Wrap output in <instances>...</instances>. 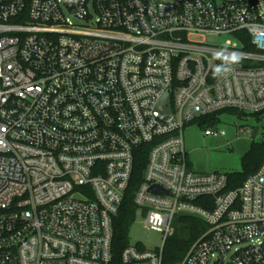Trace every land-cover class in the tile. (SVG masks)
<instances>
[{
	"label": "built area",
	"instance_id": "built-area-1",
	"mask_svg": "<svg viewBox=\"0 0 264 264\" xmlns=\"http://www.w3.org/2000/svg\"><path fill=\"white\" fill-rule=\"evenodd\" d=\"M220 52L243 58L217 77ZM228 110L264 113V0H0V264H114L142 148L133 226L162 244L120 264H164L183 215L207 228L177 264H264V162L227 190L188 161L185 127Z\"/></svg>",
	"mask_w": 264,
	"mask_h": 264
},
{
	"label": "trees",
	"instance_id": "trees-1",
	"mask_svg": "<svg viewBox=\"0 0 264 264\" xmlns=\"http://www.w3.org/2000/svg\"><path fill=\"white\" fill-rule=\"evenodd\" d=\"M245 50L251 53H255L256 50L249 43V37L244 34ZM235 113L246 117L248 119H255L259 123L264 121V113L247 115L236 110L220 111L211 116H205L199 118L193 124H197L202 128L218 127L221 123V115L224 113ZM148 162L147 148H142L136 153L134 172L131 182V187L127 193L125 202L119 215L115 218L114 232H115V263L120 264V254L123 248L129 243L130 231L135 221L136 207L133 204V198L136 189L143 180L146 166ZM264 162V134L260 141H254L250 150L242 158V171L228 175L227 190L238 189L243 182L251 175L255 174L262 163ZM209 203V199H199L196 204L206 205ZM180 224L179 231L175 232V235L170 238L164 250V264H177L187 254L192 244L199 238V236L206 230L207 226L204 222L198 218L183 215L178 218Z\"/></svg>",
	"mask_w": 264,
	"mask_h": 264
},
{
	"label": "rangeland",
	"instance_id": "rangeland-1",
	"mask_svg": "<svg viewBox=\"0 0 264 264\" xmlns=\"http://www.w3.org/2000/svg\"><path fill=\"white\" fill-rule=\"evenodd\" d=\"M202 40V38H195ZM232 40L230 36L209 37L207 42L211 45L226 46V41ZM219 130L226 131L225 137H207L204 128L197 124L187 125L184 129L185 148L188 153L189 165L193 171L199 173H225L233 174L242 171V158L250 150L254 141H260L264 132V121L259 123L255 119H248L235 113H224L220 117ZM260 128L256 139L252 133L240 134V129ZM180 224H175L179 231ZM132 242L143 241L147 246L155 247L162 244L159 233L144 229L141 223L135 224L130 231Z\"/></svg>",
	"mask_w": 264,
	"mask_h": 264
},
{
	"label": "clouds",
	"instance_id": "clouds-1",
	"mask_svg": "<svg viewBox=\"0 0 264 264\" xmlns=\"http://www.w3.org/2000/svg\"><path fill=\"white\" fill-rule=\"evenodd\" d=\"M217 59H221L222 63L215 67L214 75L217 77L226 75L227 73L233 71V66L238 65L243 58L242 53L232 52L225 55L223 52L216 54Z\"/></svg>",
	"mask_w": 264,
	"mask_h": 264
},
{
	"label": "water",
	"instance_id": "water-1",
	"mask_svg": "<svg viewBox=\"0 0 264 264\" xmlns=\"http://www.w3.org/2000/svg\"><path fill=\"white\" fill-rule=\"evenodd\" d=\"M258 132H259V129H258V128H255L254 131H253V138H254V139L257 138V136H258ZM152 191L155 192V193H158L156 187H153V188H152Z\"/></svg>",
	"mask_w": 264,
	"mask_h": 264
}]
</instances>
